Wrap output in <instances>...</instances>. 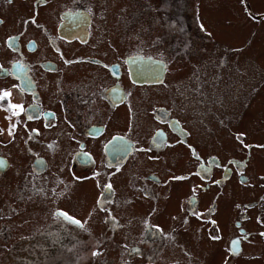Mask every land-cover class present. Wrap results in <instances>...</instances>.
Segmentation results:
<instances>
[{
    "label": "flooded vegetation",
    "instance_id": "1",
    "mask_svg": "<svg viewBox=\"0 0 264 264\" xmlns=\"http://www.w3.org/2000/svg\"><path fill=\"white\" fill-rule=\"evenodd\" d=\"M134 2L0 0V94L9 93L0 100V264H112L114 259L118 264H264V172L253 174L248 165L255 150L264 152V139L239 140L226 157L202 154L192 141L195 133L209 134L212 123L223 127V119H211L213 106L225 111L250 103L241 106L239 100L245 90L243 63L227 52L243 46L224 44V51L201 1L185 8L186 0L160 3L159 15L152 17L141 15V5L132 10ZM242 3L249 22L264 23V11ZM140 17L152 20L151 28L168 26L169 39L155 45L147 37L131 39L132 21ZM177 33L200 46L178 41ZM162 44L169 46L161 50ZM194 52L207 70L211 63L204 54L224 68L218 77L222 96L210 97L207 85L198 90L188 77L176 79L185 67L179 60L188 61ZM257 88L244 100L251 101ZM196 97L207 103H196ZM10 103L23 111L10 109ZM177 148L183 152L169 154ZM138 153L167 172L129 169L141 192L127 195V201L114 173L128 185L121 169ZM179 161L187 168L168 166ZM230 181L251 190L232 202L234 214L228 215L221 197L226 199ZM88 182L93 199L84 187ZM176 182L184 186L174 191L173 207L183 215L170 214L174 228L169 230L158 216L171 202L170 184ZM77 190L86 204L70 207L66 202ZM134 200L149 204L145 216L128 214ZM96 256L101 263H95Z\"/></svg>",
    "mask_w": 264,
    "mask_h": 264
},
{
    "label": "rangeland",
    "instance_id": "2",
    "mask_svg": "<svg viewBox=\"0 0 264 264\" xmlns=\"http://www.w3.org/2000/svg\"><path fill=\"white\" fill-rule=\"evenodd\" d=\"M136 1L131 6L132 10L135 7L142 6L143 17H152L155 11V7L160 5V3L168 4L170 0H132ZM201 1V8L204 17L206 18V22L210 30L212 31L215 39L223 44V49L225 51V45L227 47H239L243 46V48L239 51V49H235L234 51L228 50V54L232 55V58H237L241 60L240 63L244 68L245 75L241 74L240 81L243 85L245 84V90L240 96V104L244 106L245 103H248V106L243 109L235 108V109H227L223 110V108H219L218 106H213L212 109L214 112L211 114V119L216 120L221 118L224 120L223 127L219 128L218 123H212L211 132L209 134L204 133H195L192 136V141L195 144L196 151H199L202 154L208 153H217L222 156H227L228 148H233L239 140L244 138H249V141H259L261 142L264 139V84L257 88L255 85L258 84L259 81L264 80V23L257 24L253 22H249L245 16L243 15V3L242 0H186V4L199 5ZM249 5L252 4L256 10L264 11V0H247ZM183 2V0H180ZM179 4V3H177ZM144 5H147L145 7ZM157 13V12H156ZM158 14V13H157ZM159 15V14H158ZM134 28L130 30L131 39L141 40L144 37H147L146 41L150 45H155V41L158 40H167L169 39V34L165 33L168 26L164 24H158L151 28L152 20H146L145 18H138V22L132 21ZM252 29L256 30V33L252 32ZM165 33V34H164ZM178 41H182L187 43L190 47H198L200 43L195 39H189L185 36V34L179 35L177 33ZM180 44V43H179ZM163 48L161 50H165L166 46L162 44ZM155 49V48H154ZM238 50V51H237ZM226 52V51H225ZM226 52V53H227ZM205 60L208 63H211L210 69L207 70L206 67L200 66L197 63V54L194 52L193 56L188 59V61L179 60V64L181 66H185L182 70H179V77L176 79H180L183 82V78L188 77L191 81L194 82L195 87L198 90H201L204 85H207L208 95L210 97H219L222 96L223 89L225 88L222 83V80L218 81V77L221 75L224 68H221L217 63L218 60L211 58L210 56L204 54ZM174 55L171 54L170 58H173ZM239 65V63H238ZM240 67V65H239ZM188 68V72L185 75V72ZM231 73V69H230ZM185 75V76H184ZM182 87V84L180 85ZM257 88L254 94L250 99L244 100L246 93L251 88ZM196 90V92L198 91ZM204 101L207 103L206 97H196V103H200ZM212 103V101H211ZM204 109V108H201ZM226 115L227 117H225ZM225 117V118H224ZM125 126V125H124ZM124 126L122 128H124ZM182 148L172 149L169 151V154H178L182 153ZM142 157L140 153L137 156H130L127 159V163L121 169V172L127 177L128 185H126L125 180L120 179L121 174L114 173V177H116V184H118L117 189L121 191V196L127 200V195H135L136 192H141L139 185L134 181V172L129 169L136 170L138 173H145L144 170L152 171L157 173L160 176L166 174V170L160 168L156 163L150 160L139 159ZM174 160V159H171ZM170 160V161H171ZM133 166L131 167V164ZM249 169L253 174L257 172H264V152L263 150H255L253 153V159L249 162ZM168 166L175 171H182L186 169L185 161H179L177 164L168 162ZM181 173V172H179ZM119 176V177H118ZM137 186V190H132L133 185ZM172 188L167 199H170L171 202L164 204V209L162 213L158 216L159 219H162V224L166 226V229L172 230V222H170V214L177 213L178 216L183 215V211L179 210L178 206L175 208L174 202H177V197L175 195V190L184 186V184L180 183H171ZM84 187L87 188L90 192L89 196L93 199L95 190L91 182L84 184ZM240 190H239V189ZM228 189H231V193H228ZM235 190V191H234ZM251 189H242L240 187H236L234 182L230 181L226 186V199L223 200L221 197V201L225 202L227 207V211H225L228 215L234 214L232 208V202L239 198L241 195L248 194V191ZM80 190H77L74 195L75 202L73 200H69L66 204L70 207L75 206L76 204L85 205L87 201V197L84 199ZM166 199V200H167ZM128 201V200H127ZM91 202H88V204ZM128 214H131L135 217L145 216L149 210V204L138 202L134 200V203H131L128 207ZM142 212V213H141ZM230 217L227 219V227L230 229L229 224ZM164 221V222H163ZM116 242L118 241L116 236ZM259 246V244L257 245ZM118 247V246H116ZM208 247L213 248V245H209ZM218 249V248H216ZM249 250L253 251L252 246L249 245ZM111 253L108 255L107 259H110ZM218 258L217 263L219 262ZM101 257L96 256L95 263H101ZM107 262L101 263L106 264ZM112 264H118L115 259ZM240 264H262L259 260H243Z\"/></svg>",
    "mask_w": 264,
    "mask_h": 264
},
{
    "label": "snow or ice",
    "instance_id": "3",
    "mask_svg": "<svg viewBox=\"0 0 264 264\" xmlns=\"http://www.w3.org/2000/svg\"><path fill=\"white\" fill-rule=\"evenodd\" d=\"M9 2H11V0H9ZM0 23H3V21H0ZM8 96H9V93H8L7 91H3V93L0 94V100H4V99H5L6 97H8ZM8 107H9L10 109H20V111H23V108H22L21 105L11 104V103H10V104L8 105ZM18 114H19L18 112H13V113H12V115H18ZM6 118H10V117H6ZM29 118L31 119V117H29ZM14 130H15V124L10 125L9 131H8V135H9V136H12ZM33 131H35V130H33ZM2 133H3V129H0V134H2ZM2 166H3V162L0 161V167H2ZM107 187L110 188L111 185H108ZM60 215H63L64 218H66V219H68L69 221L75 223L76 225H78V226H80V227H83V224H82L80 221L75 220V219L72 218V217H69L66 213H60ZM261 235L264 236V233H261ZM96 254H97V253H93V255H96Z\"/></svg>",
    "mask_w": 264,
    "mask_h": 264
}]
</instances>
